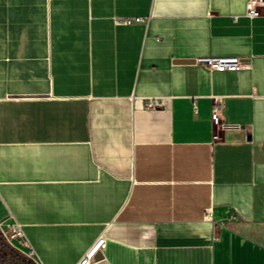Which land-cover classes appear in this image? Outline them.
<instances>
[{
  "label": "crops",
  "instance_id": "crops-1",
  "mask_svg": "<svg viewBox=\"0 0 264 264\" xmlns=\"http://www.w3.org/2000/svg\"><path fill=\"white\" fill-rule=\"evenodd\" d=\"M247 1L0 0L10 246L75 264L104 233L97 264H264V11Z\"/></svg>",
  "mask_w": 264,
  "mask_h": 264
},
{
  "label": "built area",
  "instance_id": "built-area-1",
  "mask_svg": "<svg viewBox=\"0 0 264 264\" xmlns=\"http://www.w3.org/2000/svg\"><path fill=\"white\" fill-rule=\"evenodd\" d=\"M247 14L249 16H259L264 11V0H248L246 4ZM141 20V18L137 19ZM125 22L130 23L131 19H126ZM196 62L204 65L212 70H227L237 69L241 67V57L237 55H204L196 58ZM159 99H153L150 104L158 102ZM222 101L221 97H214V104L212 108V121L214 124L221 123L222 118ZM217 138V135H215ZM211 213H209L210 216ZM0 231L6 238V241L12 243L14 239H20L24 237V231L22 225L16 220H10L6 225L0 221ZM216 227L214 228V234L216 235ZM106 246V237L104 233H101L93 243L86 249L83 255L77 260L75 264H97V256L102 253ZM35 264H43L36 262Z\"/></svg>",
  "mask_w": 264,
  "mask_h": 264
},
{
  "label": "trees",
  "instance_id": "trees-1",
  "mask_svg": "<svg viewBox=\"0 0 264 264\" xmlns=\"http://www.w3.org/2000/svg\"><path fill=\"white\" fill-rule=\"evenodd\" d=\"M2 250L4 257L3 260H9L10 264H25L23 255L8 243H5ZM31 263L34 264L33 261H31Z\"/></svg>",
  "mask_w": 264,
  "mask_h": 264
},
{
  "label": "rangeland",
  "instance_id": "rangeland-1",
  "mask_svg": "<svg viewBox=\"0 0 264 264\" xmlns=\"http://www.w3.org/2000/svg\"><path fill=\"white\" fill-rule=\"evenodd\" d=\"M11 243L9 241H6V238L3 236L2 232L0 231V264H10L9 263V260H3L4 257H3V250H2V247L5 245V243ZM31 259L28 258V257H24V263L25 264H32L31 263Z\"/></svg>",
  "mask_w": 264,
  "mask_h": 264
}]
</instances>
